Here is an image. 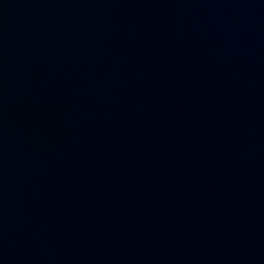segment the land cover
I'll return each mask as SVG.
<instances>
[{
  "label": "water",
  "instance_id": "water-1",
  "mask_svg": "<svg viewBox=\"0 0 264 264\" xmlns=\"http://www.w3.org/2000/svg\"><path fill=\"white\" fill-rule=\"evenodd\" d=\"M0 264H264V0H0Z\"/></svg>",
  "mask_w": 264,
  "mask_h": 264
}]
</instances>
